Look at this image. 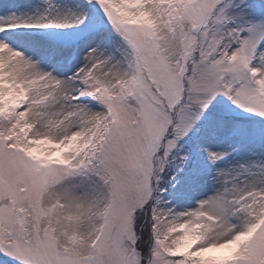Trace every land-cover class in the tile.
<instances>
[{"label": "snow or ice", "instance_id": "6c2138e0", "mask_svg": "<svg viewBox=\"0 0 264 264\" xmlns=\"http://www.w3.org/2000/svg\"><path fill=\"white\" fill-rule=\"evenodd\" d=\"M0 264H264V0L0 4Z\"/></svg>", "mask_w": 264, "mask_h": 264}, {"label": "rangeland", "instance_id": "374dc122", "mask_svg": "<svg viewBox=\"0 0 264 264\" xmlns=\"http://www.w3.org/2000/svg\"><path fill=\"white\" fill-rule=\"evenodd\" d=\"M5 2V0H0V4H3Z\"/></svg>", "mask_w": 264, "mask_h": 264}]
</instances>
